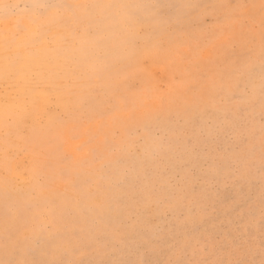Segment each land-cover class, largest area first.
Returning <instances> with one entry per match:
<instances>
[{"label": "clouds", "instance_id": "obj_1", "mask_svg": "<svg viewBox=\"0 0 264 264\" xmlns=\"http://www.w3.org/2000/svg\"><path fill=\"white\" fill-rule=\"evenodd\" d=\"M25 9L59 40L0 91V264H264V0Z\"/></svg>", "mask_w": 264, "mask_h": 264}, {"label": "rangeland", "instance_id": "obj_2", "mask_svg": "<svg viewBox=\"0 0 264 264\" xmlns=\"http://www.w3.org/2000/svg\"><path fill=\"white\" fill-rule=\"evenodd\" d=\"M12 2L19 5L16 15L0 21V91L15 94L30 81L41 75H47L44 69L49 58L54 55L53 50L57 47L59 33L49 31L44 36L36 37L39 21L35 19L34 14L25 9V4L30 0H12ZM30 15L33 16L32 19L29 18ZM17 22L26 25L27 31L16 33ZM42 63L44 64L42 65ZM42 90L44 94L40 95L38 117L59 111L62 104V99L57 93H50L49 90L43 88L39 90V93Z\"/></svg>", "mask_w": 264, "mask_h": 264}, {"label": "snow or ice", "instance_id": "obj_3", "mask_svg": "<svg viewBox=\"0 0 264 264\" xmlns=\"http://www.w3.org/2000/svg\"><path fill=\"white\" fill-rule=\"evenodd\" d=\"M15 31L16 33H24L27 31V26L24 25L23 23L17 22L15 25ZM44 91L42 90L40 95H43Z\"/></svg>", "mask_w": 264, "mask_h": 264}, {"label": "bare ground", "instance_id": "obj_4", "mask_svg": "<svg viewBox=\"0 0 264 264\" xmlns=\"http://www.w3.org/2000/svg\"><path fill=\"white\" fill-rule=\"evenodd\" d=\"M43 39V38H42ZM52 54V53H51ZM46 56V55H45ZM50 56V55H49ZM44 58V57H43ZM47 59V58H46ZM45 62V61H44ZM47 62V61H46ZM45 62V63H46ZM44 63H42V65H43ZM47 64V63H46ZM41 67H43L44 68V66H41ZM34 71H36V70H34ZM38 71H39V69H38ZM41 71V70H40ZM39 73V72H38ZM25 74V73H24ZM41 74V73H40ZM31 76V75H30ZM13 81V80H12ZM5 86V85H4ZM51 93V92H50ZM50 93H48V94H50ZM46 94V93H45ZM47 95V94H46ZM41 110V109H40ZM40 112V111H39Z\"/></svg>", "mask_w": 264, "mask_h": 264}]
</instances>
